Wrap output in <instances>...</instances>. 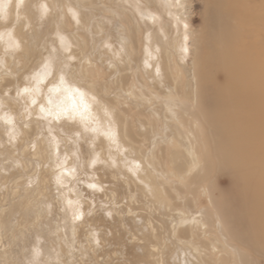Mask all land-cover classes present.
Returning a JSON list of instances; mask_svg holds the SVG:
<instances>
[{
  "label": "rangeland",
  "instance_id": "obj_1",
  "mask_svg": "<svg viewBox=\"0 0 264 264\" xmlns=\"http://www.w3.org/2000/svg\"><path fill=\"white\" fill-rule=\"evenodd\" d=\"M45 1L49 8L43 14L35 7L25 11L28 23L10 11L0 17V117L11 119H0V264H206L200 259L205 250L226 258L225 264H239L234 261L238 248L227 238L231 223L218 212L231 200L217 190L228 191L229 182L214 171L206 178L209 188L218 185L214 195L223 198L213 205L205 195L192 201L197 193L186 192L189 201L171 196L188 175L167 169L173 168L175 148L191 158L185 148L193 120L167 111L163 95L174 90L149 78L142 60L144 26L131 8L119 0ZM217 1L191 0V31L207 29L203 20L214 16ZM68 5L79 11L80 22ZM147 6L156 10L152 0ZM19 24L23 36L7 47L14 40L4 34ZM60 39L68 42L61 45ZM167 50L171 55L173 49ZM188 57L165 58L182 77L180 98L192 88L186 86L192 82ZM45 70L50 73L45 84L63 74L110 111L116 143L103 135L107 128L91 130L92 117L75 123L41 118L43 85L37 105L18 95L31 86L34 73ZM65 171L71 174L62 175ZM139 171L154 181L160 196L142 182ZM77 210L79 221L73 219ZM202 220L206 223L198 224ZM187 230L199 237L190 238Z\"/></svg>",
  "mask_w": 264,
  "mask_h": 264
},
{
  "label": "bare ground",
  "instance_id": "obj_2",
  "mask_svg": "<svg viewBox=\"0 0 264 264\" xmlns=\"http://www.w3.org/2000/svg\"><path fill=\"white\" fill-rule=\"evenodd\" d=\"M119 1L129 6L136 21L144 26L146 43L142 60L144 65L145 61L151 65L145 66L149 78L162 88L174 90L163 95L167 111L176 119L186 115L193 120L194 130H189L192 139L185 148L191 158L175 148L171 161L173 168L167 169L170 174L175 169L188 175L186 182L171 196L189 201L186 192L197 193L192 201L205 195L213 205L219 199L214 195L218 185L211 189L205 181L212 171L222 175L230 189L217 191L219 196L227 195L226 199L231 201L225 210L218 212L229 219L232 226L227 238L238 248L234 261L264 264V0H218L216 5L213 4L214 16L209 21L203 20L207 29L199 33L189 27L184 29V24L191 25L187 6L191 0H180L181 7L175 6V0H152L156 10L147 6L149 0ZM17 4L18 0H0V17L10 11L17 20L23 18L21 22L28 23L30 19L25 11L35 7L43 14L45 8H49L45 0H22L19 7ZM71 6L68 5L71 16L80 22L79 11ZM150 14H155L158 19L153 22L146 18ZM15 28V32L4 34L14 40L12 44L6 43L7 47L16 46L17 38L23 36V26L19 24ZM185 35L189 40L186 53L182 51ZM1 39L5 40V37ZM60 40L61 45L68 42ZM167 48L173 49L171 55ZM173 54L179 61L189 56L186 63L191 65L192 82L186 86L192 88L186 98H180L183 93L180 72L171 70L165 63V58L169 59ZM86 99L91 104L89 117L94 119L93 127L115 132L110 111L92 101L88 94ZM198 121L203 123L202 127ZM198 143L206 144L207 150ZM138 175L143 183L149 182L153 194L160 196L146 172L139 171ZM199 223L204 225L206 222ZM186 233L190 238L199 237L191 230ZM204 252L200 257L203 263H227L224 257H214L211 250Z\"/></svg>",
  "mask_w": 264,
  "mask_h": 264
},
{
  "label": "snow or ice",
  "instance_id": "obj_3",
  "mask_svg": "<svg viewBox=\"0 0 264 264\" xmlns=\"http://www.w3.org/2000/svg\"><path fill=\"white\" fill-rule=\"evenodd\" d=\"M22 0H18L17 6ZM175 6L181 7L180 0H175ZM2 10V9H0ZM155 22L158 17L155 14H150L149 17ZM177 24H179V17H177ZM188 25L184 24L185 31L187 30ZM184 44L182 45V51L187 52V41L188 36L183 37ZM146 67H151L148 61H145ZM50 75L47 70L43 72L34 73L31 77L32 83L31 86L26 85L22 89L18 90V95H27L31 97V105H37L38 100L35 98L42 95L41 86L47 88V95L44 97L46 103L39 104V113L40 117L43 119L49 120V123L55 121L60 123L61 121H67L69 123H75L78 119L79 121H87L89 115L91 114V104L87 101V93L78 85H75L66 80L65 76L61 74L54 83L45 84L46 78ZM95 100V97H92ZM107 114V113H106ZM0 119H5L6 123H11L10 118L0 117ZM86 130L87 127L85 126ZM93 132L96 131L95 128L91 129ZM76 136H79V131L75 132ZM112 143H116V134L115 132L109 130L103 133ZM98 162V159H93L91 161L92 165H95ZM138 167V165H137ZM74 171V170H73ZM71 173L65 171L62 175H70ZM58 183H60V178L58 177ZM88 187L93 190L99 191L96 183H89ZM72 201H68L69 205H72ZM82 217V213L78 210L74 212L73 219L79 221ZM97 244L99 241H95Z\"/></svg>",
  "mask_w": 264,
  "mask_h": 264
}]
</instances>
